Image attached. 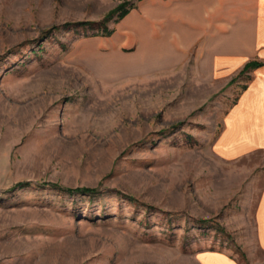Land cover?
Returning <instances> with one entry per match:
<instances>
[{"label": "rangeland", "instance_id": "374dc122", "mask_svg": "<svg viewBox=\"0 0 264 264\" xmlns=\"http://www.w3.org/2000/svg\"><path fill=\"white\" fill-rule=\"evenodd\" d=\"M132 1L0 0V264H264V148H220L264 59L105 50Z\"/></svg>", "mask_w": 264, "mask_h": 264}, {"label": "crops", "instance_id": "0c3cea01", "mask_svg": "<svg viewBox=\"0 0 264 264\" xmlns=\"http://www.w3.org/2000/svg\"><path fill=\"white\" fill-rule=\"evenodd\" d=\"M132 2L134 6L126 16L115 22L118 28L110 43L103 42L105 50L133 48L139 55L144 52L143 62L166 64L180 60L196 47L198 59L208 63L216 75L234 70L256 55L264 59V0ZM258 69L224 120L220 148L226 157L264 148V66ZM241 143L246 146L243 148ZM252 220L255 245L264 259V189L257 198Z\"/></svg>", "mask_w": 264, "mask_h": 264}, {"label": "trees", "instance_id": "16d2710c", "mask_svg": "<svg viewBox=\"0 0 264 264\" xmlns=\"http://www.w3.org/2000/svg\"><path fill=\"white\" fill-rule=\"evenodd\" d=\"M124 12V11H123ZM123 12L120 13L117 18H119L120 16L123 15ZM105 34H110L111 33V30L110 29H107V27L105 28ZM262 63H259L257 61H251L249 62L245 68H248V67H255V66H258ZM25 184H28V182H18L16 183V185L14 187H17V186H24ZM54 187H57V188H61L65 191H67L68 193H71V194H74V193H87V194H93L97 191L96 188L94 187H88V186H81V187H61L60 185H57V184H53Z\"/></svg>", "mask_w": 264, "mask_h": 264}, {"label": "bare ground", "instance_id": "6f19581e", "mask_svg": "<svg viewBox=\"0 0 264 264\" xmlns=\"http://www.w3.org/2000/svg\"><path fill=\"white\" fill-rule=\"evenodd\" d=\"M253 90H254V88H253ZM255 92V91H254ZM261 92H263V91H261ZM250 93V92H249ZM260 94V91L259 92H257V94ZM250 95H253V93L251 94L250 93ZM254 95H255V93H254ZM261 95H262V93H261ZM263 96V95H262ZM252 97V96H251ZM254 98L256 97V96H253ZM261 98H264V97H261ZM250 99V98H249ZM260 101V100H259ZM262 101H263V99H262ZM262 103V102H261ZM264 103V102H263ZM253 104V103H252ZM256 103L254 104V107H252V108H255L256 107ZM259 106H261V104L259 105ZM262 106H263V104H262ZM257 110H259V111H262V108L260 109V108H257ZM251 112V111H250ZM264 112V111H263ZM255 113V112H254ZM259 113V112H258ZM264 114V113H263ZM257 115H260V114H257ZM256 116V115H255ZM264 116V115H263ZM260 117V116H259ZM258 117V118H259ZM257 118V117H256ZM261 118V117H260ZM259 118V119H260ZM264 118V117H263ZM264 121V120H263ZM257 123V122H256ZM260 123V122H259ZM264 123V122H263ZM256 126H257V124H256ZM243 128V127H242ZM237 129H238V127H237ZM243 142V141H242ZM238 143V142H237ZM244 143H246V142H244ZM242 145H243V148H244V146H246V145H244L243 143H241ZM241 144L239 145L240 147H241ZM231 146V145H230ZM238 146V147H239ZM231 147H233V146H231ZM232 149H234V148H232ZM236 149H238L237 147H236ZM241 150V149H240ZM239 151V150H238ZM233 152H235V151H233Z\"/></svg>", "mask_w": 264, "mask_h": 264}]
</instances>
